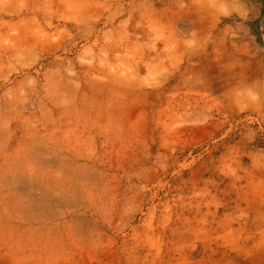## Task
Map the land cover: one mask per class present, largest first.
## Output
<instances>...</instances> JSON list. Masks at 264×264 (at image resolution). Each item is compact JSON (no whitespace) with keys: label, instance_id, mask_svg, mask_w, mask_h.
Returning <instances> with one entry per match:
<instances>
[{"label":"rangeland","instance_id":"374dc122","mask_svg":"<svg viewBox=\"0 0 264 264\" xmlns=\"http://www.w3.org/2000/svg\"><path fill=\"white\" fill-rule=\"evenodd\" d=\"M0 264H264V0H0Z\"/></svg>","mask_w":264,"mask_h":264}]
</instances>
